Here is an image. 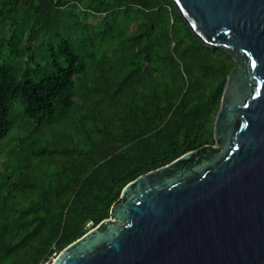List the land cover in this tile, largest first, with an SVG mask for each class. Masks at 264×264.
<instances>
[{"label":"trees","instance_id":"trees-1","mask_svg":"<svg viewBox=\"0 0 264 264\" xmlns=\"http://www.w3.org/2000/svg\"><path fill=\"white\" fill-rule=\"evenodd\" d=\"M234 67L172 0H0V264H51L128 183L214 146ZM40 140L52 148L24 153Z\"/></svg>","mask_w":264,"mask_h":264},{"label":"water","instance_id":"water-1","mask_svg":"<svg viewBox=\"0 0 264 264\" xmlns=\"http://www.w3.org/2000/svg\"><path fill=\"white\" fill-rule=\"evenodd\" d=\"M228 54L216 145L138 176L51 264H264V0H172Z\"/></svg>","mask_w":264,"mask_h":264},{"label":"rangeland","instance_id":"rangeland-1","mask_svg":"<svg viewBox=\"0 0 264 264\" xmlns=\"http://www.w3.org/2000/svg\"><path fill=\"white\" fill-rule=\"evenodd\" d=\"M73 82L76 85L80 84L79 77L75 76L73 78ZM78 101L79 100L75 96H70V97H67V98H64V99H61V100H57V103L60 104V105H64V106H66L68 108H72L73 105L75 103H77ZM22 112H23V106H22V104L19 101L15 102L14 103V107H13V118H14V120H16L17 118H19L21 116ZM26 123H28V122H25V121L22 122L21 121V127L19 129L16 128V130L14 128L9 133V135L7 136V138L2 142V145L3 146L1 148L3 150H5V148H6V151H9V153L12 152L11 151L12 150V146H10V145L16 141V138L17 137H20V136H23V135L25 136L26 135L24 132H22L23 126H25ZM59 133H60V135L58 136V139L60 141H62L63 142V145H64L66 143V141H68V139L66 138V136L68 134H70V133H69V131H66L64 129H63V131H61ZM48 146H49L50 149L52 148V145L51 144H47L44 141L40 140L38 142H35L31 147L28 146L27 149H26V151L24 153L27 154L28 151H39V150H41L43 148H46ZM215 147H216V145H215ZM26 154H22V155H19V156H15L14 155V158L16 160L17 159L19 160V159H21ZM0 156H1L0 157V165H2V161L3 160H6V156L3 153ZM11 157H13V156H11ZM87 226L91 227L90 223Z\"/></svg>","mask_w":264,"mask_h":264},{"label":"built area","instance_id":"built-area-1","mask_svg":"<svg viewBox=\"0 0 264 264\" xmlns=\"http://www.w3.org/2000/svg\"><path fill=\"white\" fill-rule=\"evenodd\" d=\"M43 264H50L49 262H45V263H43Z\"/></svg>","mask_w":264,"mask_h":264}]
</instances>
